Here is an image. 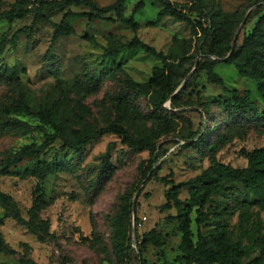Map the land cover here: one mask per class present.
I'll use <instances>...</instances> for the list:
<instances>
[{
	"label": "rangeland",
	"instance_id": "rangeland-1",
	"mask_svg": "<svg viewBox=\"0 0 264 264\" xmlns=\"http://www.w3.org/2000/svg\"><path fill=\"white\" fill-rule=\"evenodd\" d=\"M18 1L32 7L39 0H0V13L13 8ZM93 1L107 6L117 0ZM170 1L189 16L188 9L195 0ZM204 1L206 11L239 12L241 18L256 9L253 5L256 0ZM137 2L128 1L127 15ZM69 10L93 13L88 6L75 5L50 12L48 19L40 21L31 34L28 31L19 35L16 47L7 43L0 52V189L13 197L23 216L29 219V210L36 199L34 191L41 183L42 201L36 222H46L40 238L9 216L13 207L0 206V237L4 243L0 248V264H141V255L146 264L175 260L181 253L182 233L175 218L176 209H163L167 189L201 175L209 164L214 142L242 126L251 128L246 139L229 142L218 157L224 163L244 167L247 160L241 149L263 147L264 129L248 126L250 115L233 110L225 102L222 88L210 83L204 73L196 77L191 87L184 84L176 92L182 84L177 88L174 95L180 94L181 104L177 108L171 106L170 99L162 108H155L148 96L140 92L136 85L147 83L154 69L163 67V60L143 48H122V45L136 39L174 58L183 52L185 43L184 51L188 52L184 67H188L204 58L211 47L210 42L204 44L200 40L201 34H194L188 21L169 14L158 19L160 9L149 3L136 15L139 23L136 30L117 20L114 13L94 21L85 16L75 17L72 19L75 34L62 37L52 45L54 27ZM32 21L33 15L12 24L0 21V49L5 31L11 29V37ZM203 22L207 25V18ZM252 26L250 22L237 29L236 46L243 43ZM219 43L225 51L228 43L224 40ZM114 48L118 53H114ZM208 56L217 60L216 71L228 87L243 94L249 91L259 109L264 110V99L256 81L240 75L234 65L225 62L230 52L222 58ZM192 75L191 71L187 77ZM24 101L33 108V114L3 111L5 106ZM51 105H58L63 111L59 124L65 123L82 135L87 129L96 131L119 125L130 136L149 138L156 149L153 152L132 148L115 133H105L80 151L71 147L63 150L64 142L57 140L45 148L41 159L52 161L58 152L60 159L68 164V171L51 174L43 182L37 177L1 174L7 161L25 145H41L54 132L53 127L41 122L35 114ZM120 105H125L127 110L123 112ZM204 111L210 116L208 120ZM163 121L168 124H161ZM201 126L204 142L186 139ZM153 162L152 169L158 166L155 173L149 171ZM35 164V160L26 159L11 169H31ZM161 177L171 183L161 182ZM137 191L139 224L132 219L131 229L135 250L121 260L115 251L113 224L124 203L129 198L133 201ZM188 197L189 187H184L181 202L185 204ZM196 209L191 213L194 241L198 233L216 236L223 226L235 242L248 247L244 262L259 255L258 234H253L251 228L257 220L264 234V207L259 197L242 183L231 182L226 189L216 192L201 212ZM150 233L162 246L149 242L139 256L138 240Z\"/></svg>",
	"mask_w": 264,
	"mask_h": 264
},
{
	"label": "trees",
	"instance_id": "trees-1",
	"mask_svg": "<svg viewBox=\"0 0 264 264\" xmlns=\"http://www.w3.org/2000/svg\"><path fill=\"white\" fill-rule=\"evenodd\" d=\"M129 0H117L113 4L107 6H99L93 0H39L36 5L29 7L23 6L20 1L11 9L0 13V21L6 20L9 24L17 20L25 19L29 15H33V21L30 25L22 27L15 31L11 37V29L5 31L1 36L2 52L6 44L16 47L19 40V35L28 32L31 34L33 29L40 21L48 19V14L55 10L64 8L66 6H88L93 13L83 12L76 13L71 10L67 11L61 21L54 27L52 45L56 44L62 37L71 36L75 34V28L72 24V19L75 17L85 16L89 20L103 18L105 14L114 13L117 20L130 26L132 29H137L139 23L136 15L143 11L150 3L153 8L160 9L158 19L165 15H172L181 20H186L192 24L194 34H201L200 40L204 44L210 42L211 47L205 53L204 58L197 62V67L193 71L191 77H187L195 67V63L188 67H184L185 55L188 51L185 50V43H183V52L172 58L170 55H163L162 52L156 51L150 45L139 40H133L128 45H122V48H143L145 51L162 58L163 67H157L153 71L151 79L147 83L138 84L140 92L148 96L150 102L155 108H162L164 103L170 99L173 108L180 107V94H175L177 88L184 82L185 86L191 87L196 77L204 73L207 80L220 86L225 96V102L235 111L241 113H248L250 125L254 129H264V110H260L256 102L253 100L249 91L244 94L237 89L228 87L224 79L217 73V60L209 57L213 55L217 58L226 56L232 49V40L237 29L244 24L246 27L248 23L253 22L252 28L244 35L243 43L240 46H235L234 51L230 57L225 61L228 64L234 65L239 71L240 75L251 78L256 81L257 88L264 99V0H256L253 5L256 9L250 12L246 18L242 17L239 12L228 13L221 9L205 10L206 2L204 0H195L188 9V15L182 13L170 0H138L134 4L131 14H126V6ZM192 18V19H191ZM203 18H207V25H204ZM220 40L228 43L226 50L220 47ZM238 40V38H237ZM51 45V46H52ZM203 47V46H202ZM201 47V52H202ZM118 49L114 48V53H118ZM119 108L125 112L126 106L120 105ZM3 111L6 113H27L33 114V108L26 101L17 105L5 106ZM205 112L206 120L209 119V114ZM35 114L40 121L49 124L53 127L54 132L49 134L43 144L37 145L31 143L25 145L13 159H9L6 165L1 170L4 175H16L21 178L37 177L40 182H43L49 175L68 171V164L63 162L59 153L57 152L52 161L41 159L42 153L46 147L57 140H62L64 145L62 149L71 147L77 150H82L84 146L99 139L105 133H115L122 137L123 141L132 148L150 149L153 152L156 147L152 141L143 136H130L128 131L119 125H110L105 128L93 131L87 129L84 135L78 131L71 129L67 124H59L60 118L63 116V111L58 105L47 106ZM167 125L168 122H161ZM169 129V126H168ZM249 129L246 126L239 127L236 131H232L230 135H223L218 138L211 146V153L208 156L209 164L205 170L195 179L187 182L173 185L166 191V203L163 205L164 210L176 209V220L178 221V228L182 233V239L179 246L180 255L175 260L164 259L161 264H264V234L260 230L259 221L254 220L251 231L253 234L257 233L258 246L260 253L253 259L244 262L243 257L248 253V247L240 241L235 242L230 235L228 229L221 226L216 236L206 237L198 233L197 241L193 240V233L191 230V213L194 207H197L196 212H201L205 205L211 200L212 196L223 188H227L231 182H239L244 187L253 192L259 197V202L264 207V146L253 149H241V154L246 158L247 164L244 167H235L229 163L222 162L218 154L224 146L234 139H246ZM201 129L196 131L192 136L186 139L204 142L205 137L202 136ZM205 133V132H203ZM26 159L35 160L36 164L33 168H24L23 170H12V166H17ZM155 162L150 166L149 171L155 173L158 166ZM161 182L170 184L171 181L167 178H159ZM142 183V182H140ZM184 187H189V197L186 203L183 204L180 200L181 190ZM43 188L41 183H38L34 194L35 201L29 210V219H26L19 207L13 201V197L0 189V206L5 208H14L9 216L17 219L19 222L26 225L31 231L43 238L40 233L43 230L46 222L41 221L40 224L36 222L38 217L37 211L40 209V202L42 201ZM132 206L133 201L129 198L121 208L117 215L113 230L115 234V251L119 259L125 260L135 250L133 246V238L131 234L132 229ZM197 222L199 219L197 218ZM135 224L138 226V216H135ZM139 237V235H138ZM149 242H153L156 246H162V243L150 233L146 234L143 239L138 240V247L140 250L139 256ZM4 243L0 237V248L2 249ZM141 264H146L142 259Z\"/></svg>",
	"mask_w": 264,
	"mask_h": 264
},
{
	"label": "water",
	"instance_id": "water-1",
	"mask_svg": "<svg viewBox=\"0 0 264 264\" xmlns=\"http://www.w3.org/2000/svg\"><path fill=\"white\" fill-rule=\"evenodd\" d=\"M237 38H238V37H237V35H236L235 38H234V41H233V45H232V49H231V51H230V55L232 54V52H233L234 49H235L236 42H237ZM197 64H198V63H196V65H195V67L193 68L192 72L196 69ZM186 80H187V79L184 80V82H183L182 85L178 88V90H177L176 92H178V91L180 90V88H181L182 86H184ZM141 186H142V185H141ZM141 186H140V187H141ZM140 187H139V189H140ZM139 189H138V191H139ZM138 191H137V193H136V195H135V198H134V200H133V206H132L133 221H134L135 216H136V197H137V195H138ZM133 236H134V229H133Z\"/></svg>",
	"mask_w": 264,
	"mask_h": 264
}]
</instances>
